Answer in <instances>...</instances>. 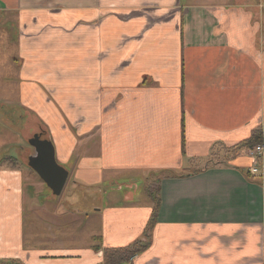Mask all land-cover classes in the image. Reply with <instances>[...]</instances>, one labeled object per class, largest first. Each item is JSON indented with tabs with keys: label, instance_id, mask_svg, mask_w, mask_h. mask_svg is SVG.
<instances>
[{
	"label": "crops",
	"instance_id": "crops-1",
	"mask_svg": "<svg viewBox=\"0 0 264 264\" xmlns=\"http://www.w3.org/2000/svg\"><path fill=\"white\" fill-rule=\"evenodd\" d=\"M6 102L100 204L36 206L27 225L26 174L0 158V260L103 264L95 246L146 239L161 178L151 243L128 264H264V153L254 174L248 152L264 144V0H0Z\"/></svg>",
	"mask_w": 264,
	"mask_h": 264
},
{
	"label": "rangeland",
	"instance_id": "rangeland-1",
	"mask_svg": "<svg viewBox=\"0 0 264 264\" xmlns=\"http://www.w3.org/2000/svg\"><path fill=\"white\" fill-rule=\"evenodd\" d=\"M14 107H16V105H10L9 103H7V106L3 107L2 103H0V158L7 156L17 157L18 161H15L16 159L7 160L8 162L6 164L14 167L18 162V167L22 168L24 175L26 174L27 192L29 194L26 208L30 209L31 205L33 203L35 204V207L32 206L29 211L26 210L28 211V214H25V216L27 215L28 217L26 219L27 225L32 220V215L38 214L36 206H44L47 209L70 207L76 211L82 210L84 212H91L94 207H97L100 204L99 195L94 193L93 190L78 186L75 183V179L71 176L63 193L60 196H55L47 189L46 184L39 178L37 173L34 174L30 170L28 158L30 155L35 154V149L29 144V138L33 137L36 133L42 132V134H44V132H46L43 131L45 130V127L34 117L32 112H29L27 113L28 118L26 120V128H24V122L19 118L20 112H17ZM22 130H24L25 134L24 132L23 134L21 133ZM9 132L11 133L10 137ZM21 146L25 147L26 153L20 151L22 148ZM20 152L22 153V160L24 161L19 158L21 155ZM224 157L225 155L222 152L221 155H215L208 162L219 163L217 161H221ZM126 174L127 175H116V177L113 178L122 181V178L129 177L128 173ZM138 186L139 188H137L136 192L138 193L139 198L144 193L145 184L139 180ZM126 189L128 188L125 187L123 190H115L109 200L114 203L117 201V195L120 194V196H122ZM48 213L49 212H44L43 216L49 218ZM78 231L79 230H76V227L70 228V240L78 238L75 234Z\"/></svg>",
	"mask_w": 264,
	"mask_h": 264
},
{
	"label": "trees",
	"instance_id": "trees-1",
	"mask_svg": "<svg viewBox=\"0 0 264 264\" xmlns=\"http://www.w3.org/2000/svg\"><path fill=\"white\" fill-rule=\"evenodd\" d=\"M42 133V132H41ZM260 128L256 129L252 136L242 141L239 144V148L241 147H253L255 144L261 141L262 137L260 134ZM43 135V134H42ZM8 160H14L13 157H8ZM6 159V160H7ZM30 170L35 174L36 172L30 168ZM160 183L161 178H157L153 181H150L146 185V192L149 195V197L154 202L153 211L151 214L150 221L148 223V226L146 228L145 234L147 235L145 240H136L133 243L124 246V247H105L102 248L101 246H95V249L98 251L100 249H103L104 251V262L103 264H128L132 261V258H134L136 255L142 253L145 251L149 245H150V234L152 232V228L157 222L158 213L161 205V198H160ZM48 189V188H47ZM49 190V189H48ZM0 264H25L21 260L18 259H7V260H0Z\"/></svg>",
	"mask_w": 264,
	"mask_h": 264
},
{
	"label": "water",
	"instance_id": "water-1",
	"mask_svg": "<svg viewBox=\"0 0 264 264\" xmlns=\"http://www.w3.org/2000/svg\"><path fill=\"white\" fill-rule=\"evenodd\" d=\"M29 144L35 149V154L28 158L29 167L37 173L53 195L60 196L68 182L70 172L58 163L53 142L43 138L42 133H36L29 138Z\"/></svg>",
	"mask_w": 264,
	"mask_h": 264
},
{
	"label": "built area",
	"instance_id": "built-area-1",
	"mask_svg": "<svg viewBox=\"0 0 264 264\" xmlns=\"http://www.w3.org/2000/svg\"><path fill=\"white\" fill-rule=\"evenodd\" d=\"M248 152H249L250 156L255 159V164L250 169V172L255 174L259 170L257 161L261 158V156L264 153V144L256 145L254 148L248 149Z\"/></svg>",
	"mask_w": 264,
	"mask_h": 264
}]
</instances>
